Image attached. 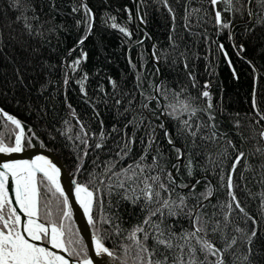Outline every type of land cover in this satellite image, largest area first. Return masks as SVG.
I'll list each match as a JSON object with an SVG mask.
<instances>
[{
    "label": "trees",
    "instance_id": "trees-1",
    "mask_svg": "<svg viewBox=\"0 0 264 264\" xmlns=\"http://www.w3.org/2000/svg\"><path fill=\"white\" fill-rule=\"evenodd\" d=\"M78 59L65 84L63 63ZM152 59L160 62L159 82ZM0 107L68 171L80 165L77 181L94 194L90 226L120 264L165 257L166 264H216L220 255L224 264H264V7L257 0H0ZM68 111L87 132V151ZM15 131L0 116V139L11 143ZM154 176L159 181H146ZM145 181L160 192L151 202ZM38 188L39 218L65 219L71 256L85 258L62 196L40 177ZM193 224L216 255L201 251Z\"/></svg>",
    "mask_w": 264,
    "mask_h": 264
},
{
    "label": "snow or ice",
    "instance_id": "snow-or-ice-1",
    "mask_svg": "<svg viewBox=\"0 0 264 264\" xmlns=\"http://www.w3.org/2000/svg\"><path fill=\"white\" fill-rule=\"evenodd\" d=\"M212 5H216L218 0H211ZM257 3L264 7V0H257ZM77 9H74L76 11ZM90 10L85 6V12L88 13ZM251 15V13H250ZM17 19H20L17 17ZM216 20L217 23H221V13L219 11L216 12ZM25 27L28 29L29 34H31V26L26 23ZM115 27V25H113ZM223 27H228V25H223ZM91 30V24L89 23V31ZM121 31H125L121 29ZM83 43V40H81ZM80 60L74 61V65H78ZM83 91V88L81 89ZM204 97H208L209 93L204 91L202 93ZM211 107V105H209ZM2 112V110H0ZM7 120L10 121L16 127H20V122L14 119L12 116L4 113ZM187 123V122H185ZM195 135V133H193ZM261 135H264L262 133ZM22 138L23 132L15 136V146H8L0 140V153H12V152H20L22 150ZM169 143H172L169 140ZM101 145L97 144L96 147H100ZM180 150L177 149V152ZM127 155V153H125ZM244 153H240L236 157V163L239 162ZM143 159V157L141 158ZM155 160V158H153ZM236 163L232 165L233 170L236 167ZM139 168V164L136 165ZM132 168V165H129V169ZM128 169H125L127 171ZM142 171V169H141ZM40 172L43 174V178L48 181L50 185L55 188V191L63 195V191L60 188L58 182V176L60 169L56 167L55 164L52 163L51 160L47 159L44 156H37L35 160L28 161H16L11 163H4L0 165V224L3 225L0 228V264H68V261L61 255H58L55 252L50 251L49 249L41 246H37L36 244L30 243L28 239H25L24 235L21 234V231L18 230L21 225V218L17 214L16 208L12 207L11 201L6 196V184L8 183L9 176H11L12 180L15 182V194H16V204L19 205L20 211L24 212L28 218L29 222L23 225V231L26 232L32 240H40L41 234H44L45 237L48 234V230L42 224H37L32 219L37 214V182H36V173ZM189 175H191V170L189 169ZM169 180L174 183L172 180L171 173L168 174ZM131 179V177H129ZM151 179L153 182L159 181V176L146 178ZM145 181V189L143 191L144 198L151 202L153 196L159 197L160 192L154 191L151 184H148ZM198 183V182H197ZM123 187V183L120 185ZM161 189L167 190L166 185L163 183L159 184ZM187 187V185H184ZM195 188V185H192ZM228 187L232 188V178L229 176L228 178ZM77 198L80 199V194L83 193L85 195V199L81 200L85 208V212L88 213L91 209L93 203V193L88 190L87 187L83 185L77 184L76 186ZM208 195H211V191L208 192ZM231 195V192H230ZM233 200H235V196H233ZM183 202V199H182ZM167 201L164 202L165 206H167ZM64 204L67 206V198L64 199ZM239 208V204L236 205ZM159 211V209H157ZM243 211V209H241ZM65 216L68 215V212L64 213ZM151 215H156L155 212L150 213ZM91 219V218H90ZM199 219V218H198ZM149 222L148 219L144 221L145 224ZM57 228L53 226L51 228V240L53 248H65V243L63 241L64 232L61 231V228ZM203 228L197 227L196 231L191 233V236H196L198 232L202 231ZM239 230V229H238ZM136 231H143L142 228H137ZM133 237H135V232H133ZM255 235V232L252 234ZM145 240L148 239L147 234L145 233ZM199 244H201V251H207L212 255H216L219 251L215 249L208 241L206 240H198ZM158 244H163L168 248L172 247L170 242H166L165 240L157 238ZM235 243V240L232 241ZM249 243H251V238H249ZM231 247V245H229ZM96 250L97 253H107L109 256H112L113 253L109 252L107 248H105L99 241L96 240ZM142 251L147 252L148 249L146 247L142 248ZM194 251V250H193ZM247 259V257H245ZM167 257L164 258L163 261H156V264H166ZM83 264H91L90 261L85 260ZM148 264H152V261L149 260ZM189 264H195V260L189 261ZM216 264H224L223 259H218Z\"/></svg>",
    "mask_w": 264,
    "mask_h": 264
},
{
    "label": "water",
    "instance_id": "water-1",
    "mask_svg": "<svg viewBox=\"0 0 264 264\" xmlns=\"http://www.w3.org/2000/svg\"><path fill=\"white\" fill-rule=\"evenodd\" d=\"M82 1L84 2V0H82ZM137 2H138V0H133L134 6L137 5ZM136 20H137L138 25L144 31H146L149 34L144 23L142 22L141 18L139 17L137 11H136ZM92 23H93V17L91 19V24ZM82 40L84 41V39H82ZM81 44H82L81 41L78 42L71 50H69L66 53L65 57L70 55L73 51H75V49H77ZM153 44H154V39L151 38V48H152ZM152 62L154 63V65L157 67V69L159 71V77H158V82H159V80L161 78L160 62L158 60H155V59H152ZM63 65L65 66L66 72H68V69H67L65 63H63ZM68 81H69V79L66 77L64 80V83L67 84ZM153 98L160 100L158 92L156 89H154ZM0 110H2V112H0V116L6 122L12 124L10 121L7 120L4 113L12 116L14 119H16L20 122L19 128L16 127V125L12 124L13 126H15L16 131L14 132L13 139H12L11 143H7V142L3 141L2 139H0L3 141V143H5L6 145H8L10 147L15 146V136L20 134L21 131L23 132V138L21 141L22 150L20 152L0 153V165H2L4 163H11V162H16V161L31 162V161L35 160V158L37 156H44L47 159L51 160L52 163L55 164L56 167L60 169L59 176H58V182H59L60 188L63 191V195H61L60 193L55 191V188L52 185H50L46 179L43 178L42 173H40V172L36 173L37 192H38V194H37V214L32 219L35 221V223L44 225V227L48 230V232H49V230H51V228L53 226H56L52 223H47V222L42 221L38 216V195H39L38 178L40 177L48 184V186L55 193L62 196L63 200L65 198H67V206H65V204H64L65 212H68V215L73 222V225L75 227L79 242H80V244H81V246H82V248L86 254V257L83 259H76V258L70 257V255L68 254V252L66 250V246H65V248H59L58 255L63 256L65 258V260L68 261V264H83V261H85V260L90 261L91 264H120L119 262H117L113 258V256H109L107 253H99V254L97 253V250H96V240L97 239H99L100 243L105 248H107L109 250V252H111V251H110L109 247L106 244H104L100 240V238L94 233V231L92 230V228L90 226L91 220H92V210H93V205H94V194H93V198H92L93 203H92L91 209L88 213L85 212V208H84L83 204L81 203V200L85 199V195L83 193H81L80 199L77 198V192H76L77 184L85 186L84 184L79 183L77 181L78 171L80 169V165H78L76 168L68 171L66 169V167L64 166V164L62 163L59 156L49 146H47L35 134V132L32 129L29 128L28 131H26L24 124L16 116H13V115L7 113L1 107H0ZM161 110H163L162 105H161ZM68 115L77 122V124L80 126V128L84 132L85 137H86V151H87L88 135H87L85 128L83 127L82 123L80 122L78 117L73 112L68 111ZM161 118L164 121V118H165L164 113H161ZM181 158H182V156L180 155L176 161H180ZM170 172L172 174L173 179L176 181L175 174L172 171V169H170ZM198 179L199 178L195 179L191 184L196 182ZM5 187H6V195L12 203V207L16 208L17 214L21 218V225L18 228V230L21 231V234L24 235L25 239H28L32 242H35L37 246L45 247V248L49 249L50 251L55 252L51 248V243H50L51 238H50L49 234H47V237H48L47 242H41L40 240H32L30 238V236L26 232L23 231V225L28 223L29 218L24 212L20 211L19 205L16 204L15 182L12 180L11 176H9L8 183L6 184ZM88 190L93 193V191L90 188H88ZM211 198H212V194L206 200L201 202L196 207L194 213H196L198 211V209L201 206H203L206 202L210 201ZM57 228H59V227H57ZM192 228L194 231H196V227L194 226V224L192 225ZM198 233H200V232H198ZM200 235L202 236L203 240L208 241L215 248V246L204 235H202L201 233H200ZM219 259H221V255H220Z\"/></svg>",
    "mask_w": 264,
    "mask_h": 264
},
{
    "label": "rangeland",
    "instance_id": "rangeland-1",
    "mask_svg": "<svg viewBox=\"0 0 264 264\" xmlns=\"http://www.w3.org/2000/svg\"><path fill=\"white\" fill-rule=\"evenodd\" d=\"M119 29H124V28H122V27H118ZM125 30V29H124ZM126 31V30H125ZM76 61V60H75ZM65 62V61H64ZM65 65H66V67H67V69H68V72H66V77L69 79L70 78V75H71V73H72V71H74L75 70V68H76V66L77 65H74V61H72V62H70V63H65ZM264 133V132H263ZM263 137H264V135H263ZM49 223H52V224H54V225H56L57 227H59L60 228V226L61 225H63V227L61 228V231H63L64 232V236H63V240H64V243H65V245L67 246V248H68V250H69V243H70V241H68V234H67V230H65L66 229V220L65 219H61L60 220V222H59V224H56V223H54V222H49ZM69 252H70V250H69Z\"/></svg>",
    "mask_w": 264,
    "mask_h": 264
},
{
    "label": "flooded vegetation",
    "instance_id": "flooded-vegetation-1",
    "mask_svg": "<svg viewBox=\"0 0 264 264\" xmlns=\"http://www.w3.org/2000/svg\"><path fill=\"white\" fill-rule=\"evenodd\" d=\"M7 196V195H6ZM8 198V197H7ZM38 198H39V195H38ZM43 221V220H42ZM47 223H49V222H47ZM3 227V225L2 224H0V228H2ZM47 240H48V237L46 236L45 237V235L44 234H41V239H40V241L41 242H47ZM33 244H36L35 242H32ZM66 246V245H65ZM66 250H67V252H68V254L70 255V257H72L71 256V254H70V252H69V250H68V248H67V246H66ZM73 258V257H72Z\"/></svg>",
    "mask_w": 264,
    "mask_h": 264
},
{
    "label": "bare ground",
    "instance_id": "bare-ground-1",
    "mask_svg": "<svg viewBox=\"0 0 264 264\" xmlns=\"http://www.w3.org/2000/svg\"><path fill=\"white\" fill-rule=\"evenodd\" d=\"M28 222H29V221H28ZM48 234H49V236H50V238H51V230H49ZM29 242L32 243V241H30V240H29ZM51 248H52L57 254L59 253V249H58V248H53V247H52V244H51Z\"/></svg>",
    "mask_w": 264,
    "mask_h": 264
}]
</instances>
